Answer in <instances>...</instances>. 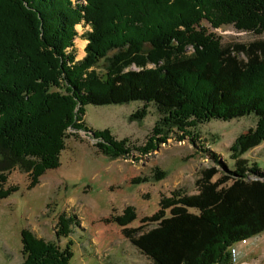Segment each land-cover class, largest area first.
<instances>
[{
    "label": "trees",
    "instance_id": "1",
    "mask_svg": "<svg viewBox=\"0 0 264 264\" xmlns=\"http://www.w3.org/2000/svg\"><path fill=\"white\" fill-rule=\"evenodd\" d=\"M202 22L262 36L264 0H0V200L17 191L4 187L12 169L27 174L32 189L60 166L65 142L75 136L68 130L87 131L89 105L140 101L131 120L152 106L185 135L212 120L253 116L254 127L229 148L231 167L202 169L193 193L162 198L137 228L127 227L135 220L131 209L115 218L151 264H231L230 248L264 232V171L243 158L264 142V40L224 45ZM79 35L87 43L76 61ZM102 60L104 74L96 70ZM166 132L159 129L163 138L156 139ZM93 135L108 159L129 153L126 139L108 130ZM71 221L60 218L57 238L68 239ZM20 238L22 264L73 258L71 241L61 249L28 231Z\"/></svg>",
    "mask_w": 264,
    "mask_h": 264
},
{
    "label": "rangeland",
    "instance_id": "2",
    "mask_svg": "<svg viewBox=\"0 0 264 264\" xmlns=\"http://www.w3.org/2000/svg\"><path fill=\"white\" fill-rule=\"evenodd\" d=\"M77 26L81 35L84 27ZM201 26L224 45L264 40V35L240 32L229 25L212 29L202 22ZM80 35L75 39L76 61L85 55L86 44ZM107 65L102 60L96 70L104 74L103 67ZM142 105L131 101L86 106L82 122L87 131L68 130L75 136L66 140L60 166L46 171L34 188L28 189L27 174L18 169L9 172L4 187L16 186L17 191L0 200V264L23 263L22 231L61 249L71 241L70 264H151L126 241L115 218L131 209L135 220L127 227L137 228L142 218L157 212L162 198L177 190L193 193L202 169L210 166L221 170L218 163L232 166L229 148L256 123L253 116L212 120L191 128L185 135L163 122L152 106L145 117L131 120L130 116ZM159 129L168 131L164 141L156 139L163 138ZM104 130L117 141L126 139L129 153L116 159L99 153V140L93 133ZM149 143L155 149L144 154L136 150ZM243 158L264 171V142ZM62 217L72 220L68 239L56 237ZM234 247L237 261L232 263L230 259L231 264H264V232Z\"/></svg>",
    "mask_w": 264,
    "mask_h": 264
},
{
    "label": "built area",
    "instance_id": "3",
    "mask_svg": "<svg viewBox=\"0 0 264 264\" xmlns=\"http://www.w3.org/2000/svg\"><path fill=\"white\" fill-rule=\"evenodd\" d=\"M242 242H244V241H242ZM236 254H237V250L235 249V247L230 248V258H231L232 263H236V261H237V259H236L237 255Z\"/></svg>",
    "mask_w": 264,
    "mask_h": 264
},
{
    "label": "crops",
    "instance_id": "4",
    "mask_svg": "<svg viewBox=\"0 0 264 264\" xmlns=\"http://www.w3.org/2000/svg\"><path fill=\"white\" fill-rule=\"evenodd\" d=\"M80 40L83 41V42H85V44L87 43L85 40H83V39H81V38H80ZM252 239H253V238H252ZM244 263H245V262H244Z\"/></svg>",
    "mask_w": 264,
    "mask_h": 264
},
{
    "label": "bare ground",
    "instance_id": "5",
    "mask_svg": "<svg viewBox=\"0 0 264 264\" xmlns=\"http://www.w3.org/2000/svg\"><path fill=\"white\" fill-rule=\"evenodd\" d=\"M82 44H83L82 42H81V43H79V45H80V46H82ZM81 49H82V48H81Z\"/></svg>",
    "mask_w": 264,
    "mask_h": 264
}]
</instances>
